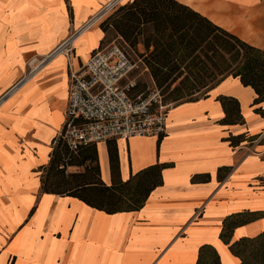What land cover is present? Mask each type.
Returning <instances> with one entry per match:
<instances>
[{
    "label": "crops",
    "instance_id": "crops-1",
    "mask_svg": "<svg viewBox=\"0 0 264 264\" xmlns=\"http://www.w3.org/2000/svg\"><path fill=\"white\" fill-rule=\"evenodd\" d=\"M111 1L69 0V7L66 0H0V98L29 76L37 64L31 59L49 54ZM176 1L264 51V0ZM55 9L65 16L48 44L42 39L53 29L43 35L39 24L56 21ZM97 23L77 40L74 64L100 48L105 33ZM28 79L0 110V264H197L205 246L221 264H241L231 244L264 233V140L253 145L264 133L257 111L264 101L255 104L252 87L228 76L206 96L173 106L161 140H113L124 182L150 166H169L140 210L107 214L77 198L42 192L40 169L51 160L68 108L67 60L52 59ZM220 96L239 101L243 124L221 123ZM242 135L245 141L232 146L230 137ZM97 150L101 179L111 186L108 141ZM206 174L208 182L193 180ZM246 215L254 220L235 227L226 244V221Z\"/></svg>",
    "mask_w": 264,
    "mask_h": 264
},
{
    "label": "trees",
    "instance_id": "trees-1",
    "mask_svg": "<svg viewBox=\"0 0 264 264\" xmlns=\"http://www.w3.org/2000/svg\"><path fill=\"white\" fill-rule=\"evenodd\" d=\"M120 11L125 12L123 25L128 26L129 32L119 26L118 31L126 41L132 39L136 28L143 24L151 26L150 36L142 37L149 53L145 61L156 87L162 90L161 94L174 87L171 92L173 100H181L204 89L206 96L224 78L233 76L240 78L245 87L254 89L258 95L255 104L264 101L263 50L242 41L176 0H134L132 4L121 7ZM218 100L225 112L222 124L234 126L244 123L237 99L220 96ZM257 111L264 116V110ZM229 140L236 147L245 141V136H232ZM108 151L113 180L111 186L101 179L97 144L82 146L77 152H72L64 140L58 137L49 164L40 169L42 192L77 198L107 214L140 210L150 194L162 186V171L169 165L150 166L124 182L120 177L115 141H108ZM68 158L70 166L86 167V171L67 176L66 167L61 166V163ZM91 159L96 161L94 169L86 166ZM193 180L208 182L210 175H198ZM246 216L240 221H226L221 234L226 244L231 243V232L235 227L254 220L252 215ZM247 243L260 245L261 262L258 264H264V233L231 244L232 253L242 260L240 247ZM197 264H221V261L212 247L205 246L200 251ZM241 264L247 263L242 260Z\"/></svg>",
    "mask_w": 264,
    "mask_h": 264
},
{
    "label": "built area",
    "instance_id": "built-area-1",
    "mask_svg": "<svg viewBox=\"0 0 264 264\" xmlns=\"http://www.w3.org/2000/svg\"><path fill=\"white\" fill-rule=\"evenodd\" d=\"M122 0H112L91 20L63 40L49 54L35 57L36 64L29 76L37 73L46 62L63 56L68 63L70 88L65 123L59 135L72 152L82 146L107 142L109 140L132 137L165 136L168 124V111L171 105L164 104L162 94L155 88L143 97H132L138 86V72H148V66L136 61L119 45H110L96 50L91 57L74 64V38L83 32L92 20L111 11ZM25 76L2 98L29 80ZM264 140V133L253 145ZM253 151V148L249 149Z\"/></svg>",
    "mask_w": 264,
    "mask_h": 264
},
{
    "label": "rangeland",
    "instance_id": "rangeland-1",
    "mask_svg": "<svg viewBox=\"0 0 264 264\" xmlns=\"http://www.w3.org/2000/svg\"><path fill=\"white\" fill-rule=\"evenodd\" d=\"M66 1H67L68 5L70 7L69 0H66ZM133 2H134V0H130V1L129 0H124L121 4H118V6H116L114 9H112L111 11L106 12L107 14L104 16L102 21H99L95 27L96 28L100 27V29L105 33V37H104V39L102 41V44L100 46L101 49L104 48V47L110 46V45H119V46L125 48V50L136 61L142 60L146 64L145 60L147 59V54H149V53H148L147 49L144 46V42H143L142 37L144 35H145V38L150 36V34H151L150 33L151 26L143 24L140 27L136 28L134 34L132 35V39L130 41H126L125 38H123L121 36V34L119 33V31H118V26H119L122 29L127 30L129 32V29L127 28L128 26L124 27V25H123V18H124L125 12H121L120 8L128 6V5L132 4ZM54 12L56 13L55 14L56 16L54 17V18L57 19V20L55 19L56 21L41 22L39 24L40 25V29H41L39 31L40 32L42 31L43 35L45 34V31L53 29L49 36L43 37V39H42L43 41L47 40L48 44H50V41L53 42V40L55 39L57 33L61 29V25L63 23L64 16H65V14H61L60 13L59 9H55ZM94 17H92V18H94ZM49 25H50V28H49ZM71 31L72 32H70L69 36L72 35L75 30L74 31L71 30ZM87 34H88V32L85 33L83 36H85ZM136 40H137V42H135ZM88 41H89V39H88ZM33 59L30 60V62H29L30 64H31ZM32 70H33V68L30 69L29 72H27L28 75L30 74V72ZM25 76H26V74H25ZM25 76H23L21 79H23ZM138 76H139V77H137L138 78V81H137L138 86H137L136 90L132 94V97L134 99H136L139 96L145 97L151 92V90H154L155 88H157L156 85H155V82H154V80H153V78L151 76L150 70H149V73L148 72H144L143 73V72L139 71L138 72ZM7 77H8V75L5 78H7ZM207 80L210 81V79H207ZM16 84H14V85H16ZM14 85H12L11 88ZM173 88L171 90H167L164 94H162L164 104L171 105V108L173 106L174 107L177 106L178 104L185 103L186 101L196 100V99L202 98V97L205 96V93H206V91H205L206 89H204L200 93L184 97L181 100H173V99H171V92H172ZM20 91H21V89L18 92H20ZM7 100H8V98L5 101H7ZM2 108H3V106L0 107V110ZM61 166H65L66 167V175L67 176L69 174H71V173H77V174L82 173L83 174L86 171V167L70 166V158H68L65 161H63L61 163ZM86 166H89L91 169H94V167L96 166L95 159L89 160L88 163L86 164ZM61 168H63V167H61ZM45 176H47V175L45 174ZM240 250H241V253H242V260H244V262L246 261L247 264H258L259 262H261L260 253L262 251V248H260V245L258 243H247V244H244L243 246L240 247Z\"/></svg>",
    "mask_w": 264,
    "mask_h": 264
},
{
    "label": "bare ground",
    "instance_id": "bare-ground-1",
    "mask_svg": "<svg viewBox=\"0 0 264 264\" xmlns=\"http://www.w3.org/2000/svg\"><path fill=\"white\" fill-rule=\"evenodd\" d=\"M124 0H122L121 2H119V4H121L122 2H123ZM107 13L106 12H104L102 15H99L97 18H95L94 20H92L91 21V23L89 24V26L83 31V32H81L80 34H78L75 38H74V44H75V46H76V44H77V40L83 35V34H85L87 31H89V29L94 25V24H96L97 22H99V21H102V19L104 18V16L106 15ZM64 58L63 56H59V58ZM34 75V74H33ZM31 77V76H30ZM29 82V81H28ZM28 82H26V83H28ZM25 83V84H26ZM24 84V85H25ZM24 85L22 84L21 86H19L16 90H14L12 93H10L7 97H6V99L7 98H9V97H11L13 94H15L16 92H18L22 87H24ZM5 99V100H6ZM5 100H4V102H2L1 104H0V107H2L3 106V104L5 103Z\"/></svg>",
    "mask_w": 264,
    "mask_h": 264
}]
</instances>
